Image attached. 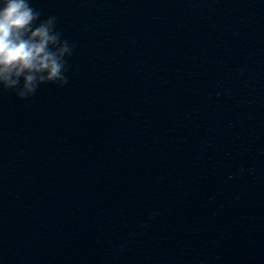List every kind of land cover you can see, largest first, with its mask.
Masks as SVG:
<instances>
[{
    "label": "water",
    "instance_id": "1",
    "mask_svg": "<svg viewBox=\"0 0 264 264\" xmlns=\"http://www.w3.org/2000/svg\"><path fill=\"white\" fill-rule=\"evenodd\" d=\"M67 81L0 89V264H264V0H31Z\"/></svg>",
    "mask_w": 264,
    "mask_h": 264
},
{
    "label": "clouds",
    "instance_id": "2",
    "mask_svg": "<svg viewBox=\"0 0 264 264\" xmlns=\"http://www.w3.org/2000/svg\"><path fill=\"white\" fill-rule=\"evenodd\" d=\"M31 0H0V89L20 99L45 83L63 85L73 44L55 29V16L39 19Z\"/></svg>",
    "mask_w": 264,
    "mask_h": 264
}]
</instances>
